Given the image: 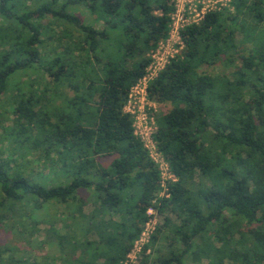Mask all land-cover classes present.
<instances>
[{
	"label": "trees",
	"instance_id": "16d2710c",
	"mask_svg": "<svg viewBox=\"0 0 264 264\" xmlns=\"http://www.w3.org/2000/svg\"><path fill=\"white\" fill-rule=\"evenodd\" d=\"M233 6L183 30L182 53L149 84L170 105L155 139L176 181L159 196L122 106L167 35L171 0H0V95H12L6 132L22 160L0 158V225L27 232L56 207L64 227L45 218L37 246L33 231L23 253L0 245V264H120L149 206L162 220L140 264H264V0ZM29 153L46 175L26 170Z\"/></svg>",
	"mask_w": 264,
	"mask_h": 264
},
{
	"label": "built area",
	"instance_id": "2783aa9c",
	"mask_svg": "<svg viewBox=\"0 0 264 264\" xmlns=\"http://www.w3.org/2000/svg\"><path fill=\"white\" fill-rule=\"evenodd\" d=\"M172 10L167 23V35L160 40L147 57L144 73L128 89L122 111L131 117L133 134L140 141L151 162L159 173L160 190L158 195L168 196V182L176 181V176L164 154L159 150L155 134L158 130L156 115L158 104L148 97L149 84L159 75L171 59L180 55L185 47L182 31L199 25L208 14L228 12L233 0H171ZM141 232L120 264H140L143 247L149 243L151 233L158 223V215L152 206L146 210Z\"/></svg>",
	"mask_w": 264,
	"mask_h": 264
},
{
	"label": "rangeland",
	"instance_id": "374dc122",
	"mask_svg": "<svg viewBox=\"0 0 264 264\" xmlns=\"http://www.w3.org/2000/svg\"><path fill=\"white\" fill-rule=\"evenodd\" d=\"M234 9L235 7L233 6L232 9L230 11H228V14H234ZM84 10V9H83ZM84 13H82L84 20H88L89 15L88 13L84 10ZM250 18L249 16H246L245 19ZM212 68H209L208 70H211ZM205 70V71H208ZM221 69L216 68L213 69L212 71H220ZM34 74H29L26 76H32ZM26 76H22L21 77V81L25 80ZM45 80H47L46 82H48L50 79H47V77L45 78ZM68 95H72V91H68L67 92ZM11 93L8 91L5 94L0 95V158L5 159V158H9V159H16L19 163H22V160L17 156V155H12L11 151L14 149L13 145L15 146V142L14 140L11 138V136L7 135L6 130L9 129L10 126H12L13 124V115L11 114V105L13 104V100L11 97ZM58 100V99H57ZM170 105L169 104H165L162 106L158 105V112L157 114L163 112L164 110H167L168 107ZM157 116V115H156ZM18 148H20L21 150H24V147L22 146V148L20 146H18ZM15 154H17V152H14ZM40 159H38L36 156H34L33 153H29L25 159L23 160V162H27L26 164V170H32L34 173L36 172H43V174H47L48 173V167L46 168H42L41 166V162L42 160L38 161ZM106 164V162H104ZM201 181V178L199 176H196L194 181H193V186L197 185V183ZM85 196H89L90 191H84ZM92 209V206L90 204L85 205L83 212L84 213H88L90 210ZM55 218L56 220L54 221L55 223V228H59L58 230L62 233L63 228L61 227V209H57L56 207H48L45 209H41L35 212L34 215V219H35V226L34 229L30 230V227L28 228L29 231L27 232H23L22 230V225L21 223H17L15 225H10V223H2V225H0V245H6L8 244L10 248H16V246L18 247V249L23 253V247L26 248V240L28 238V235L31 234V231H33V233L30 235V240H31V246H33L34 248L37 246V242L39 239L43 238V234L40 232V230H44L45 228H47V224L44 223V219L45 218ZM158 217V222L162 220V218ZM119 217H117L118 219ZM15 220H19L20 218L18 216L14 217ZM26 219V216L23 217V221ZM175 220V219H173ZM176 221V220H175ZM24 222H29L27 220H25ZM32 224V223H31ZM39 229L38 231H36V229ZM88 238L90 240H93L95 238H97L94 234L93 235H89ZM48 245V244H46ZM159 245H157L158 247ZM55 246L50 247L49 245L45 247L44 252H47V254H56V250H54ZM156 247L154 246L153 250ZM36 254L38 255V251L35 249ZM49 251V252H48ZM41 253V251H39V254ZM160 253H164L163 250L161 249V251L158 252H154L153 256L154 258L157 257ZM142 259V258H141ZM187 264H199L200 262H191V260H187L186 261ZM203 263H205V260H202Z\"/></svg>",
	"mask_w": 264,
	"mask_h": 264
}]
</instances>
